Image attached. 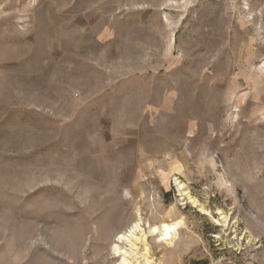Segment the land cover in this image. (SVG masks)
<instances>
[{"label": "rangeland", "instance_id": "374dc122", "mask_svg": "<svg viewBox=\"0 0 264 264\" xmlns=\"http://www.w3.org/2000/svg\"><path fill=\"white\" fill-rule=\"evenodd\" d=\"M117 245L264 264V0H0V264Z\"/></svg>", "mask_w": 264, "mask_h": 264}, {"label": "bare ground", "instance_id": "6f19581e", "mask_svg": "<svg viewBox=\"0 0 264 264\" xmlns=\"http://www.w3.org/2000/svg\"><path fill=\"white\" fill-rule=\"evenodd\" d=\"M137 227L136 224L135 227H133L129 232H124L119 235L118 242L119 243H129L132 248V250L138 249L137 247V240H140V237H137ZM175 228L176 225L166 224L162 223L155 226H150L149 234L151 236L159 235L160 241H164L168 244H170L173 240V237L175 235ZM129 252L125 249H121L120 245L116 246V256L121 257L122 261L119 264H130L129 260Z\"/></svg>", "mask_w": 264, "mask_h": 264}]
</instances>
